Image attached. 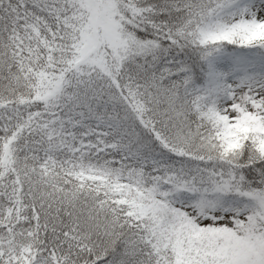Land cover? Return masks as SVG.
Returning a JSON list of instances; mask_svg holds the SVG:
<instances>
[{"label":"snow or ice","instance_id":"1","mask_svg":"<svg viewBox=\"0 0 264 264\" xmlns=\"http://www.w3.org/2000/svg\"><path fill=\"white\" fill-rule=\"evenodd\" d=\"M0 264H264V0H0Z\"/></svg>","mask_w":264,"mask_h":264}]
</instances>
